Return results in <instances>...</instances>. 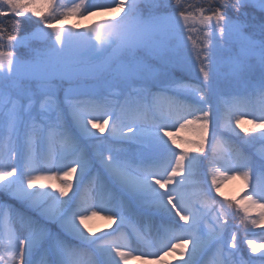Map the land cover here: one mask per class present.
I'll return each instance as SVG.
<instances>
[{
    "label": "snow or ice",
    "instance_id": "snow-or-ice-1",
    "mask_svg": "<svg viewBox=\"0 0 264 264\" xmlns=\"http://www.w3.org/2000/svg\"><path fill=\"white\" fill-rule=\"evenodd\" d=\"M236 176L250 191L222 197ZM102 214L116 228L97 235ZM262 249L264 0H0V264Z\"/></svg>",
    "mask_w": 264,
    "mask_h": 264
},
{
    "label": "rangeland",
    "instance_id": "rangeland-1",
    "mask_svg": "<svg viewBox=\"0 0 264 264\" xmlns=\"http://www.w3.org/2000/svg\"><path fill=\"white\" fill-rule=\"evenodd\" d=\"M73 17H70L68 19H71ZM77 20H79V18L74 17ZM67 26V25H65ZM250 124L245 123L243 126H248ZM238 130V129H237ZM239 131V130H238ZM191 132L189 131H183L180 132L179 135L184 137L185 139H189L190 140V134ZM107 131L105 133H103L102 135H107ZM232 139L235 141V143H238L239 140L235 137H232ZM237 141V142H236ZM259 147V145L257 146ZM245 151H250L249 149L245 148ZM258 159V157L256 158ZM207 163V162H205ZM74 183H75V177L73 178ZM56 183H59V181H56ZM242 189V191H241ZM240 192V196L246 194L248 191H250V187L246 188L245 186V181L243 179H241L240 177L236 176L232 179L227 180L226 182L223 183L220 192L222 194V197H228V198H236L234 195L237 192ZM221 196H217V199L222 198ZM7 202V201H5ZM106 214H102V215H97L92 217L91 219H89L87 221L88 223V227L92 230L93 233H96L97 235L102 234L105 231H114L116 228V224H113L112 221L108 220L105 218ZM119 221H117L118 223ZM133 223H135L137 226L142 225L143 221L139 220L138 218H133ZM256 232H260L262 231L261 229H256ZM246 248V245H245ZM262 251H264V249H262ZM136 254H139V252H137ZM258 255V254H257ZM166 261H170L171 264H180L179 262V258L175 257V256H167L165 257ZM132 264H141V262L139 261H133Z\"/></svg>",
    "mask_w": 264,
    "mask_h": 264
},
{
    "label": "bare ground",
    "instance_id": "bare-ground-1",
    "mask_svg": "<svg viewBox=\"0 0 264 264\" xmlns=\"http://www.w3.org/2000/svg\"><path fill=\"white\" fill-rule=\"evenodd\" d=\"M117 15V12H94L92 15L87 16L83 19L77 20L76 18L72 20H68L66 25H78L80 29H83L85 26L92 25L96 22L104 21L106 19H110Z\"/></svg>",
    "mask_w": 264,
    "mask_h": 264
},
{
    "label": "trees",
    "instance_id": "trees-1",
    "mask_svg": "<svg viewBox=\"0 0 264 264\" xmlns=\"http://www.w3.org/2000/svg\"><path fill=\"white\" fill-rule=\"evenodd\" d=\"M31 27V25H28V24H24V25H22V28H21V33H23V32H26V31H28L29 30V28ZM251 127V125H248V126H245V128H250ZM239 130V129H238ZM237 130V131H238ZM191 135V137H190V139H194V136H193V134L192 133H190ZM244 135V133H241V136H243ZM237 142V141H236ZM237 145H239L240 144V141L238 142V143H236ZM193 155H196V153H192ZM241 191H242V189H241ZM241 191H239V192H237L234 196L237 198V199H239L240 198V192Z\"/></svg>",
    "mask_w": 264,
    "mask_h": 264
},
{
    "label": "water",
    "instance_id": "water-1",
    "mask_svg": "<svg viewBox=\"0 0 264 264\" xmlns=\"http://www.w3.org/2000/svg\"><path fill=\"white\" fill-rule=\"evenodd\" d=\"M72 19H74V18H71L70 20H72ZM67 21H68V20L63 21V24L66 25V22H67Z\"/></svg>",
    "mask_w": 264,
    "mask_h": 264
}]
</instances>
